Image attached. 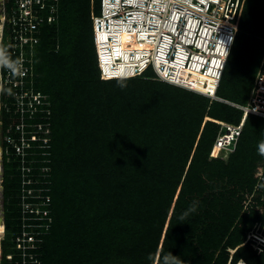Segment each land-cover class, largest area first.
Masks as SVG:
<instances>
[{"label": "trees", "instance_id": "trees-1", "mask_svg": "<svg viewBox=\"0 0 264 264\" xmlns=\"http://www.w3.org/2000/svg\"><path fill=\"white\" fill-rule=\"evenodd\" d=\"M12 5L6 2L8 13ZM58 7L57 22L41 26L33 56L36 89L48 96L51 113L24 117L26 130L43 120L51 134L49 148H39L46 154L28 156L48 158L45 179L52 180L43 191L50 195V220L43 221L47 229L38 228L34 264H159L169 251L178 264H264V249L243 244L248 231L264 225V154L257 150L264 117L249 113L236 143L213 150L221 123L239 124L241 109L161 81L152 66L134 77L101 78L91 19V12L100 14L101 0H59ZM97 46L104 76L127 75L133 63H123L122 74L120 63H112L116 47L119 57L118 33H99ZM263 52L264 7L244 0L217 96L247 104L255 77L248 68ZM0 56L11 64L19 59L6 39ZM211 82L196 90L215 93ZM12 90L3 89L10 106L1 110L3 137H17L22 121ZM41 164L35 163V173ZM19 165V157L3 153L0 264L22 261L15 242Z\"/></svg>", "mask_w": 264, "mask_h": 264}, {"label": "built area", "instance_id": "built-area-1", "mask_svg": "<svg viewBox=\"0 0 264 264\" xmlns=\"http://www.w3.org/2000/svg\"><path fill=\"white\" fill-rule=\"evenodd\" d=\"M7 1L0 0L1 8L4 10L3 13L7 9L5 6ZM136 1V3H132L129 0H101L100 14L92 12L95 40H97L96 28L101 29L103 25L109 28L110 24L115 22L117 26H119L120 22L126 25L135 12L137 15L142 16V23H148L147 20L159 16L162 21L168 23L165 29L160 32L162 39L165 36L168 37V43L163 42L165 46L164 57L172 62L176 61V59L182 61L178 65L182 64L184 69L190 70L187 74L189 78L192 76L191 72L210 75L215 79L214 86L216 88L233 46L244 0ZM58 2L59 0H14V5L11 6V13L7 12V17L1 16L2 19L8 22L5 39L14 50L17 49L19 54L18 61L13 64L14 69L5 68L3 84L12 87L11 96L14 98L12 100L15 105L14 111L20 112L22 121L16 124V129L19 132L17 137L10 134L4 136V140L8 145H5L3 151L10 157L15 154L20 161L19 168L21 169L22 186L21 191L18 193V198L21 211V231L16 235L15 242L17 249L22 251L21 264L39 262L37 252L32 250L41 247L42 237L40 234L42 232L38 228L45 226L47 229L48 225L45 222L43 223V221L45 219L50 220V209L46 207L50 203V195L43 193V191L48 190L45 185L49 181L45 178L48 176L50 169L47 165L49 159L43 156L38 161L36 156L33 158L28 157L30 154H37L38 152L43 155L46 154L43 150L39 151V148L46 150L50 146V124L43 120L33 121L29 124V130H26L24 117L26 112L30 113L28 115L29 118H32V114L37 111L44 113L46 116L51 113L48 96L33 87L34 70L32 56L34 54V46L39 41L41 26L45 23L52 24L57 21L59 14ZM158 3L164 4V7H159ZM138 22H132L131 27L137 28ZM169 25L173 26L169 27ZM145 26L148 28V25L145 24ZM1 28H5V25H2ZM153 29L154 27L151 26L149 32H152ZM2 34L3 31L1 30L0 47L4 40ZM150 46L151 50L143 51L144 54L141 55L140 60L144 61H137L133 65V72L125 76L140 73L146 66L152 64L157 74L160 75L159 79L178 83L179 80L176 78L174 66H170L166 73H162L164 65L156 66L153 56L155 49L152 45ZM179 53L184 54L181 57ZM130 55L133 58L135 54L132 52ZM121 61L122 57L119 56L112 63L117 65ZM27 82L29 86L26 85ZM178 84L187 87L182 82ZM204 94L213 99L228 102L230 105L243 110L244 115L239 124L221 123L215 138L214 148L218 146L224 149L235 144L242 131L247 114L251 113L264 117V52L254 77L247 104L227 101L213 92ZM4 107L7 111H10L8 103L5 102ZM37 162L42 164L39 166V171L35 173L33 169L36 168L35 163ZM261 175L262 170L258 173V176ZM262 198L264 199V193ZM250 237L264 245L263 235L251 232ZM12 255H7V257L12 259ZM18 263L16 262V264Z\"/></svg>", "mask_w": 264, "mask_h": 264}, {"label": "bare ground", "instance_id": "bare-ground-1", "mask_svg": "<svg viewBox=\"0 0 264 264\" xmlns=\"http://www.w3.org/2000/svg\"><path fill=\"white\" fill-rule=\"evenodd\" d=\"M129 1L132 3L137 2L136 0H132V1L129 0ZM158 6L162 8L164 7V4L158 3ZM134 21L136 22L139 21L137 28L131 27V23ZM142 22H143L142 16L137 15V13L135 12L133 17L128 20L126 25L120 22L119 26H117L115 22L114 24H110L109 28H106L104 25L102 26L101 29L96 28V36H98L99 33H118L119 34L120 36L119 56L122 57V61L120 63L121 74H122V69H123V63H133L134 65L135 63H137V61L141 59V55L144 54L143 51L151 50L150 45H152V47L155 49L153 56H154V61L156 63V66L157 67H160L161 65L165 66L163 67L164 69L162 70V73L168 72L169 67L174 66L175 68L178 69V78L181 75V77H184L185 81L188 80L189 77H187V74L190 72V70L184 69L182 64L178 65L182 61L176 59V61L172 62L164 57L165 56L164 43H168L167 42L168 37L165 36V38L162 39L160 32L163 31V29H165L168 23L162 21V19H160L159 16L154 17V19L147 20L148 23H142ZM145 24L148 25V28H146ZM151 26H153L154 29L152 30V32H149ZM172 26L173 25L171 26L169 25V27H172ZM141 39H143V41H141ZM123 44L134 45L135 47H122L121 45ZM132 52L133 54H135L133 58L130 55ZM138 53H140V55H138ZM179 54H181V57H182L184 53H179ZM140 61L143 62L144 60H140ZM113 64H116V63H113ZM133 65L128 70H126L127 74H130L131 72H133ZM191 73L192 75L194 73H196V75L200 74V72H191ZM206 76L209 77L210 75H206ZM105 77L108 78V76H105ZM111 77H117V76H109V78Z\"/></svg>", "mask_w": 264, "mask_h": 264}, {"label": "clouds", "instance_id": "clouds-1", "mask_svg": "<svg viewBox=\"0 0 264 264\" xmlns=\"http://www.w3.org/2000/svg\"><path fill=\"white\" fill-rule=\"evenodd\" d=\"M2 5H1V3H0V15L3 17V16H6L7 17V9H5V12L3 13V11L4 10H2ZM242 11V10H241ZM241 14V13H240ZM1 16H0V25H5V28H0V31L2 30L3 31V34H2V38L3 39H5V37L7 36V28H6V26H8V22L5 20V19H2L1 18ZM91 19H92V25H93V34H94V44H95V49H96V54H97V60H98V65H99V68H100V73H101V78H103V79H112V78H129V77H134V76H137V75H140V74H142L148 67H150V66H152L153 67V65L151 64V65H148V66H146L140 73H137V74H131V75H129V76H117V77H111V78H106L105 76H104V71H103V67H102V61H101V58H100V55H99V49H98V46H97V43H96V40H95V27H94V20H93V17H92V12H91ZM239 21V20H238ZM57 22V21H56ZM55 23V22H54ZM41 35V34H40ZM40 35H39V41H40ZM39 41H38V43H39ZM29 53V52H28ZM33 56H34V54H33ZM33 56H32V58H33ZM0 64H1V70H0V76H1V79H0V121H1V110H2V107L4 106V103L5 102H3L2 101V95H3V89H4V87H6L4 84H3V75H4V73H5V69L3 68V66H2V64L5 66V67H9V68H13L14 69V65L13 64H11V63H9V61L7 60V58L5 57V56H0ZM154 68V67H153ZM34 69V68H33ZM155 70V69H154ZM156 72V71H155ZM156 74H157V72H156ZM104 76V77H103ZM160 75L159 74H157V78L159 77ZM159 79V78H158ZM159 80H161V79H159ZM161 81H165V80H161ZM165 82H167V83H169V84H172V85H176V86H180V87H182V88H184V89H187V90H190V91H193V92H196V93H199V94H201V95H204V96H206V97H209V96H207L206 94H204V93H202L201 91H198V90H196V89H190V88H187L186 86H182L181 84H178V83H180V82H178V83H171V82H168V81H165ZM219 85V84H218ZM33 87L36 89V82H34L33 83ZM121 87H123V85H121ZM217 87L218 86H216V88H215V94H216V90H217ZM36 90H38V89H36ZM40 91V90H39ZM217 95V94H216ZM210 99H213V98H211V97H209ZM243 111V110H242ZM243 115H244V113H243ZM248 115V114H247ZM247 115H246V117H247ZM243 117V116H242ZM246 117H245V119H246ZM245 119H244V121H245ZM244 125V124H243ZM0 128H1V123H0ZM1 136H2V133H1ZM2 141H4V137L2 136ZM3 143V142H2ZM3 148H4V146H3V144H2V153H1V158H2V160H3V153H4V151H3ZM213 150H214V145H213ZM257 150L261 153V154H264V139H261L259 142H258V144H257ZM2 178H3V172H2ZM2 178H1V181H0V185H1V195H2V190H3V186H2ZM19 193V192H18ZM18 197V196H17ZM18 203H19V198H18ZM19 205H20V203H19ZM2 208H3V212H2V217H3V219H2V222H3V224H4V228H5V223H4V206H3V195H2ZM1 217V216H0ZM257 225H260L259 223L257 224ZM256 225V226H257ZM256 226L255 227H253V229L252 230H250V231H248L247 233H246V236H245V240H244V243L243 244H245V243H247V242H249L251 245H252V247L255 249V250H257L258 252H261V250H263L264 249V245L263 244H261V243H259V242H257V240H255V239H253L252 237H250L251 236V232H255V233H257V234H260V235H263L264 236V229H263V231L262 232H260L259 230H255V228H256ZM261 226H264V225H260V227ZM4 234H5V231H4ZM249 236V237H248ZM4 237V235L2 236V238ZM1 238V239H2ZM230 251L233 253V249H230ZM0 255H1V251H0ZM8 255H10V254H8ZM7 257V256H6ZM12 257H13V255H12ZM7 259H9L8 257H7ZM10 260V259H9ZM240 261V260H239ZM239 261L237 262V264L239 263ZM246 262V261H245ZM149 264H151V260L149 261ZM159 264H178V261L176 260V255H173L172 254V252L171 251H169V252H165V253H163L162 255H161V258H160V261H159Z\"/></svg>", "mask_w": 264, "mask_h": 264}, {"label": "rangeland", "instance_id": "rangeland-1", "mask_svg": "<svg viewBox=\"0 0 264 264\" xmlns=\"http://www.w3.org/2000/svg\"><path fill=\"white\" fill-rule=\"evenodd\" d=\"M256 1V4H257V6L258 7H264V0H255ZM254 8H256V6H254ZM1 16V15H0ZM2 27V25H0V28ZM250 37H252V36H250ZM249 35H247V36H244V38L247 40V42H249ZM244 38L242 39V38H240L238 41H239V43H238V45H239V47L241 46V49L243 50V48H244ZM257 42V44L259 45V44H261V41H256ZM122 47H135L134 45H126V44H123V45H121ZM263 46V45H262ZM257 48V47H256ZM256 50V49H255ZM263 50V49H262ZM112 55V58H116L117 57V47H116V51H115V53L114 54H111ZM262 55H260V57L259 58H255V59H252V62L250 63V65H249V68H248V70H249V72H248V75L252 78L253 77V75H256V72H257V70H258V64L260 63V60H261V57ZM236 68L238 67V65L237 66H235ZM176 70H175V74H176V76H177V73H178V69L177 68H175ZM211 79H212V77H207L205 74H198V75H196V73H194L192 76H191V78H189L188 80H186L185 81V79H184V77H181V75H180V77L178 78V80H179V82L181 83H184V84H186L188 87H191V88H193V89H197V87H205V88H209L210 86H211V84H212V82H211ZM204 81H205V85H204ZM207 84V85H206ZM225 91L226 92H232V89H231V91L229 90V89H225ZM240 101H242V102H245V99H239ZM0 123H1V121H0ZM2 136H1V128H0V181H1V178H2V172H3V160H2V158H1V153H2ZM50 176H51V174H50ZM262 177L260 176L259 178H258V182L259 181H261L260 179H261ZM48 181H49V183L50 182H52V180L50 179H48ZM262 182H264V181H262ZM264 193V192H263ZM251 199V197H249L248 198V201ZM2 212H3V208H2V195H1V185H0V216L2 217ZM2 219L0 218V227H2L3 226V222L1 221ZM263 229H264V226H261L260 227V225H257L256 226V228H255V230H259L260 232H262L263 231ZM0 235L1 236H3L4 235V230H2V231H0ZM249 237V236H248ZM1 250V249H0ZM232 253V252H231ZM1 258V257H0ZM254 262H258V260H254Z\"/></svg>", "mask_w": 264, "mask_h": 264}, {"label": "water", "instance_id": "water-1", "mask_svg": "<svg viewBox=\"0 0 264 264\" xmlns=\"http://www.w3.org/2000/svg\"><path fill=\"white\" fill-rule=\"evenodd\" d=\"M1 219H3V217H0ZM2 221V220H1Z\"/></svg>", "mask_w": 264, "mask_h": 264}, {"label": "crops", "instance_id": "crops-1", "mask_svg": "<svg viewBox=\"0 0 264 264\" xmlns=\"http://www.w3.org/2000/svg\"><path fill=\"white\" fill-rule=\"evenodd\" d=\"M209 77H211V76H209Z\"/></svg>", "mask_w": 264, "mask_h": 264}]
</instances>
